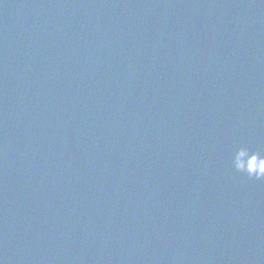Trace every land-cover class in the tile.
<instances>
[{"label":"water","instance_id":"obj_1","mask_svg":"<svg viewBox=\"0 0 264 264\" xmlns=\"http://www.w3.org/2000/svg\"><path fill=\"white\" fill-rule=\"evenodd\" d=\"M256 152L264 0H0L2 264H264Z\"/></svg>","mask_w":264,"mask_h":264},{"label":"clouds","instance_id":"obj_2","mask_svg":"<svg viewBox=\"0 0 264 264\" xmlns=\"http://www.w3.org/2000/svg\"><path fill=\"white\" fill-rule=\"evenodd\" d=\"M249 151L250 149L248 148V146L245 145V146H241L238 152L241 155H246V154H249ZM253 155H256L258 159H257L256 165H254L252 168H248L247 166L238 167L237 161L239 157L237 156V154H236L235 161H234V167L236 171L246 174L249 177H255L257 179H264V170H261L260 163H259L260 159H264V156H262L259 152H256ZM0 264H2V261H0Z\"/></svg>","mask_w":264,"mask_h":264}]
</instances>
